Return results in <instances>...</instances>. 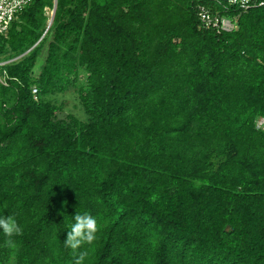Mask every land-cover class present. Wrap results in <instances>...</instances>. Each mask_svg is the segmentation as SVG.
<instances>
[{
  "label": "trees",
  "instance_id": "16d2710c",
  "mask_svg": "<svg viewBox=\"0 0 264 264\" xmlns=\"http://www.w3.org/2000/svg\"><path fill=\"white\" fill-rule=\"evenodd\" d=\"M262 1L19 13L0 34V264H264Z\"/></svg>",
  "mask_w": 264,
  "mask_h": 264
},
{
  "label": "built area",
  "instance_id": "2783aa9c",
  "mask_svg": "<svg viewBox=\"0 0 264 264\" xmlns=\"http://www.w3.org/2000/svg\"><path fill=\"white\" fill-rule=\"evenodd\" d=\"M32 0H0V34L6 33L11 27L12 23L18 17L19 13L31 2ZM238 0H233L236 2ZM244 7L248 6L250 0H240ZM264 1L261 2V5ZM202 19L207 26L220 27L224 30H232L235 25L231 20L226 18H213L208 12L202 11ZM4 63H0L2 65ZM0 80L1 77H0ZM34 93L38 92L37 88H34ZM261 124H264V118L261 120Z\"/></svg>",
  "mask_w": 264,
  "mask_h": 264
},
{
  "label": "rangeland",
  "instance_id": "374dc122",
  "mask_svg": "<svg viewBox=\"0 0 264 264\" xmlns=\"http://www.w3.org/2000/svg\"><path fill=\"white\" fill-rule=\"evenodd\" d=\"M52 11H48V14L52 17ZM43 65L42 59L39 61L36 72L38 73ZM60 97V101L65 103V109L66 112H71L79 117L86 118L85 112L81 109V106L79 104V101L77 99V94L74 92V90H71L69 92H66V94H63ZM262 120V119H261ZM261 120L259 121V124H261Z\"/></svg>",
  "mask_w": 264,
  "mask_h": 264
},
{
  "label": "water",
  "instance_id": "95a60500",
  "mask_svg": "<svg viewBox=\"0 0 264 264\" xmlns=\"http://www.w3.org/2000/svg\"><path fill=\"white\" fill-rule=\"evenodd\" d=\"M224 1H227V2H233V0H224ZM56 7H57V0H55V7H54V10H53L52 17H51V20H50V22H49V26H48V28L51 26V24H52V22H53L54 15H55V12H56Z\"/></svg>",
  "mask_w": 264,
  "mask_h": 264
}]
</instances>
